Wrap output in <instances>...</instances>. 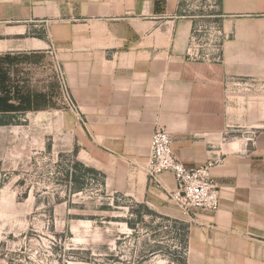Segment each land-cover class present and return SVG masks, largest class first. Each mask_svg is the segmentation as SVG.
<instances>
[{"label": "crops", "instance_id": "obj_1", "mask_svg": "<svg viewBox=\"0 0 264 264\" xmlns=\"http://www.w3.org/2000/svg\"><path fill=\"white\" fill-rule=\"evenodd\" d=\"M213 4L222 39L206 60L189 53L201 15L183 0H0V127L33 105L13 55L55 48L77 103V161L155 207L175 180L157 185L142 167L165 128L186 168L216 160L219 206L188 216V264H264V97L234 85L264 80V0ZM34 27L42 37H17Z\"/></svg>", "mask_w": 264, "mask_h": 264}, {"label": "rangeland", "instance_id": "obj_2", "mask_svg": "<svg viewBox=\"0 0 264 264\" xmlns=\"http://www.w3.org/2000/svg\"><path fill=\"white\" fill-rule=\"evenodd\" d=\"M183 4L201 15L194 54L212 59L222 39L213 0ZM43 34L34 27L17 37ZM33 52L13 55L18 81L25 76L32 90L31 112L0 127V264H188L191 219L172 189L160 187L164 197L153 194L154 207L112 192L101 172L78 165L79 115L66 72L55 48ZM235 91L264 97L257 86Z\"/></svg>", "mask_w": 264, "mask_h": 264}, {"label": "built area", "instance_id": "obj_3", "mask_svg": "<svg viewBox=\"0 0 264 264\" xmlns=\"http://www.w3.org/2000/svg\"><path fill=\"white\" fill-rule=\"evenodd\" d=\"M215 2L216 0H213V3ZM193 42L194 35L191 37L189 53L197 57L194 54ZM214 50L218 52L219 45H215ZM234 85L243 86L246 90L255 89L256 86L264 90V80H250L249 83L239 81ZM215 164L216 160H209L198 167L186 168L173 152L170 132L160 127L156 128L150 137L149 154L143 168L148 178L159 185H162L161 174L170 172L173 175L175 187L170 191V197L182 212L190 217L193 208L214 211L219 206V190L210 174Z\"/></svg>", "mask_w": 264, "mask_h": 264}, {"label": "trees", "instance_id": "obj_4", "mask_svg": "<svg viewBox=\"0 0 264 264\" xmlns=\"http://www.w3.org/2000/svg\"><path fill=\"white\" fill-rule=\"evenodd\" d=\"M19 108V104L17 105V110H19L18 109ZM9 122H7V120H0V124H8ZM78 165H81V163H78ZM88 169H90V170H92V171H95L94 169H92V168H88Z\"/></svg>", "mask_w": 264, "mask_h": 264}]
</instances>
